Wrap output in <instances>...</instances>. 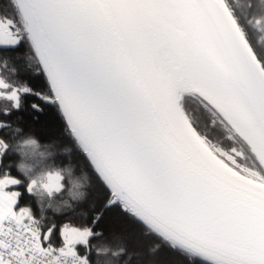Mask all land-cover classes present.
<instances>
[{"label": "snow or ice", "instance_id": "1", "mask_svg": "<svg viewBox=\"0 0 264 264\" xmlns=\"http://www.w3.org/2000/svg\"><path fill=\"white\" fill-rule=\"evenodd\" d=\"M7 8L0 264H127L125 247L93 244L112 217L192 264H264V39L253 38L264 34V0H7ZM26 117L59 130L71 145L64 151L91 173L88 191L70 163L56 166L51 145L37 153L33 140L25 154L41 158L38 174L24 165V180L10 174L5 161L21 147ZM18 186L39 216L20 205Z\"/></svg>", "mask_w": 264, "mask_h": 264}, {"label": "trees", "instance_id": "2", "mask_svg": "<svg viewBox=\"0 0 264 264\" xmlns=\"http://www.w3.org/2000/svg\"><path fill=\"white\" fill-rule=\"evenodd\" d=\"M239 3H244V0H238ZM0 13L11 14L7 8V0H0ZM253 38L259 40L264 39V34L259 32L253 33ZM11 72V67L9 73ZM4 73V75H9ZM23 74L19 78L12 77V79H23ZM4 103L0 102V107H3ZM23 127L24 135L18 137V140L27 137H34L40 143L43 150L46 146L51 145L47 150L55 153V164L59 168H63L69 163L73 166L74 172L72 179L81 178L82 173H87V182L84 187L85 191H88V185L91 183V173L86 167L84 162L74 154L65 152V149L71 148V145L64 139L59 138V130L45 125L42 122H33L27 117L20 122ZM21 159L18 153H12L6 159L5 163H11L10 174L21 180H24L23 173L20 174L17 168V162ZM48 163L52 162L53 158H45ZM68 180V177H65ZM70 183L66 184V188H70ZM22 192V198L20 200L21 206H29L35 212L37 216L40 215V208L36 202V198L25 192L24 186H18L15 188ZM61 199H68V192L63 191L62 195H57V201ZM47 216L51 217L52 212L48 211ZM69 219L66 216H57L56 220L61 223ZM71 222L75 225L87 223L81 217H72ZM103 236L99 240H94L93 244L98 242H106L113 250L123 246L127 249V253L131 254V259L127 261V264H192L191 261L179 256V254L171 251L166 246L160 244L156 237L152 235H146L144 230L135 222L130 219L122 217H112L109 221L102 225ZM126 257H120L117 259V264H124ZM199 264V262H196Z\"/></svg>", "mask_w": 264, "mask_h": 264}, {"label": "clouds", "instance_id": "3", "mask_svg": "<svg viewBox=\"0 0 264 264\" xmlns=\"http://www.w3.org/2000/svg\"><path fill=\"white\" fill-rule=\"evenodd\" d=\"M27 140H33L35 141V144L37 145V153L39 152H43L45 150L42 149L40 143L37 141V139H35L34 137H27V138H23L21 140L17 141V144L20 145V149L17 150L18 155H20L21 159L17 162V168L18 170L20 169L21 165H24L25 167L31 169L33 172L37 173L39 172V166L37 165V161L40 160L41 158L39 157V155L36 156H32L31 154H25L28 150V145L26 144ZM81 178H77V182L80 183L83 187L86 186V182H87V173H82L81 174Z\"/></svg>", "mask_w": 264, "mask_h": 264}, {"label": "flooded vegetation", "instance_id": "4", "mask_svg": "<svg viewBox=\"0 0 264 264\" xmlns=\"http://www.w3.org/2000/svg\"><path fill=\"white\" fill-rule=\"evenodd\" d=\"M10 172V169H7ZM20 174H22L20 171H18Z\"/></svg>", "mask_w": 264, "mask_h": 264}, {"label": "rangeland", "instance_id": "5", "mask_svg": "<svg viewBox=\"0 0 264 264\" xmlns=\"http://www.w3.org/2000/svg\"><path fill=\"white\" fill-rule=\"evenodd\" d=\"M17 178V177H16ZM16 190V189H15ZM18 191V190H17Z\"/></svg>", "mask_w": 264, "mask_h": 264}]
</instances>
